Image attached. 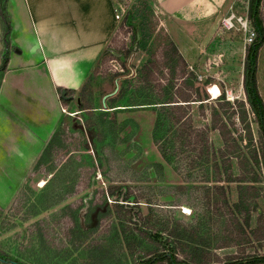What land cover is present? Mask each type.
I'll return each mask as SVG.
<instances>
[{"label":"rangeland","instance_id":"rangeland-1","mask_svg":"<svg viewBox=\"0 0 264 264\" xmlns=\"http://www.w3.org/2000/svg\"><path fill=\"white\" fill-rule=\"evenodd\" d=\"M247 6L248 0H223L220 12L214 18L190 28L177 25L164 16L153 0H132L126 7L118 6L117 33L86 75L82 87L70 92L71 102L64 105L59 100L61 91H57L54 104H49L44 113L47 120L42 119V113L32 123L36 128V139L31 137L30 141H35L36 146L30 148V153H19L18 160L15 155L0 149V252L25 264H90L91 246H87L92 239L97 247L115 255L114 258H107L105 264H136L137 256L145 253L137 252L132 257L128 254L121 234L123 226L114 210L85 241L81 232L90 225H87L84 213H62L65 205L90 194L95 188L107 187L110 181L123 187L145 188L143 190L152 203L149 206L144 201L140 202L141 216L149 215L152 209L151 219L160 217V221L169 222V226L174 220H189L193 214L191 209L186 205L175 206V193L161 194L156 189L182 184V178L162 161L152 143L155 111L117 112V123L132 120L137 124L138 131L123 143L116 140L115 143L104 142L96 150L92 145L94 131L82 126L84 116L78 110L77 101L85 98V105L92 107L95 115L102 111L111 113V108L102 106V97L113 91L115 81L117 85L121 83L126 87L129 83L134 86L141 69L150 61L163 60L158 65L161 71L159 78L162 77V85L169 87L172 83L173 88L169 92L194 97L199 91L196 89H200L202 105L197 101L187 110L192 125L195 128L207 127L209 147L214 150L223 147V152L225 150L229 157L226 163L230 165L229 174L238 176L239 165L246 164L245 159L251 153L259 155L258 127L241 85L249 36L248 27L243 25ZM261 10L264 19V0ZM232 16L233 27L224 28L222 20ZM170 43H174L186 61V74L181 78L178 68L174 70V76L169 74L175 62L166 59L170 57ZM1 59L2 56L0 63ZM116 73L120 75L114 79ZM185 82L190 85H183ZM257 86L264 103V44L258 53ZM7 93L8 85L5 89ZM206 95L208 102L204 99ZM118 104L117 108L122 109L124 101ZM39 107L36 105L38 110ZM51 123L65 141V149L37 166L52 137H47ZM216 126L222 128L224 141L214 129ZM132 129V125L128 124L118 137L128 136ZM20 149L23 150L22 147ZM154 163L162 165L161 182L156 168L147 167ZM250 166L247 164L246 169ZM47 167L52 169L45 174ZM253 169L254 174L249 170L246 178L250 179L253 175L251 179L257 182L241 184L254 187L246 191L250 229L257 226L258 215L264 219V175L260 165ZM223 171L226 176L228 172L222 169V175ZM41 181H44L42 186ZM219 184L224 187L227 203H235L238 183L222 181ZM164 191L167 192V189ZM244 214L222 213L213 225L215 241L208 264H222L225 256L234 253L240 256L264 254V239L255 241L246 227L248 233L245 232L252 238L247 244L236 246L238 226H243ZM130 222L127 224L133 230V238L140 237L142 243L161 249L166 236L153 239L148 231L153 233L155 228L149 225V229L142 230L147 223L138 221L136 214Z\"/></svg>","mask_w":264,"mask_h":264},{"label":"trees","instance_id":"trees-1","mask_svg":"<svg viewBox=\"0 0 264 264\" xmlns=\"http://www.w3.org/2000/svg\"><path fill=\"white\" fill-rule=\"evenodd\" d=\"M118 1L123 7L129 4L125 0ZM262 3L263 0H248L247 18L254 29L255 38L245 49L241 82L246 103L258 127L259 155L256 152L251 153L249 158L245 159L246 164L239 165L240 174L232 177L229 174L230 165H226L229 160L227 152L225 150L223 152V147L217 150L211 149L208 144L207 127H193L190 113H187L192 103L199 101V105H202L203 101L200 98V89H196L199 91L195 93L196 96L194 97L190 94H182L180 91L178 96L174 92H169L173 88L172 83L169 87L162 85L160 82L162 77L159 78L161 71L158 65L162 64L163 60H158L157 62L150 61L141 69L140 76L134 83V86L126 83L125 87L119 83V89L116 94L107 98L106 105L112 109L111 113L109 111H102L95 115L92 107L85 105V98L80 99L78 110L84 116L82 126L86 130L93 129L92 145L97 150L102 147L101 144L104 142L108 144L114 141L113 143H115L116 140L119 143H123L138 131L137 124L132 120L128 119L117 123L115 118L117 112L145 109L155 111L151 129L152 143L162 161L170 166L175 174L182 178V184L156 187V189L161 194L175 193L176 203L174 205H186L191 209V213L193 214L188 221H183L182 219L174 220L170 226L169 222L160 221V217L151 219L153 214L151 213L152 209H150L149 215L141 216L139 215L141 213L140 202L144 201L149 206L152 203L149 200V195L143 190L145 188L123 187L122 185L115 184V181H110L107 187L95 188L90 194H86L81 199L65 205L62 209V213H84L86 223L90 225V227L88 226L86 230L81 232L82 238H85L84 241L90 239L89 236L93 230H97L102 226L103 220L109 216L111 210H114L120 225L123 226L121 234L123 235L128 254L132 257L137 252L145 253L137 256L136 264H208L213 242L215 241L212 234L215 232L213 225L221 217L222 213H245L243 226H238V241L236 246L247 244L252 237L257 242L264 239V219H262V215H258L257 226L254 229H250L249 227L250 211L246 204V191L254 187L252 185L250 187L241 185L244 182H257V180L251 179L253 175L249 177L250 179L246 178L249 170L254 174V166L260 165L264 175V103L257 86L258 53L264 44ZM6 5L7 0H0L1 40L5 48L0 63V81L7 69L9 49L11 48L9 43L11 25ZM169 45L171 48L169 50L170 57L168 58L167 56L166 59L169 61L175 60L169 74L174 76V70L178 68V75L181 78L186 74V61L178 52L174 43H170ZM169 61H166V63ZM119 75L120 73H116L113 75V78L115 79ZM183 85L188 86L190 83L187 84L185 82ZM65 91V96L68 97L71 91ZM70 98L65 99L60 97V101L64 105H68ZM204 99L208 102L207 95ZM121 101H124V104L121 105L123 106L122 109L121 107L117 108V106H120L118 103ZM128 124H131L133 129L128 136L126 135L121 139L118 136H120L119 134L125 130ZM214 129L219 132L220 137L224 141L222 128L216 126ZM64 143L63 138L55 131L38 160L37 166L44 164L51 156L63 151L65 149ZM259 157L261 162H259ZM247 164L251 165L249 169H246ZM147 167L156 168L159 181L161 182L163 174L162 165L154 163ZM50 169L47 167L44 171L45 174L50 173ZM222 169L228 172L226 176L224 175V171V176L222 175ZM222 181L238 183L236 187L237 201L232 205L227 203L224 187L222 184H219ZM164 189H167V192ZM135 214L138 221H141L142 224L147 223V227L142 230L149 229V225L155 228L153 233L148 231L153 239L157 240L161 236H166L161 249L147 243H142V240L139 239L140 237H137L138 239L132 237L133 230L129 228L128 224L131 223V218ZM245 227L252 237L248 236ZM115 236L118 237L117 232ZM91 240L87 246H91L90 254L92 255L90 256V260L92 262L90 264H105L107 258H114V254H109L107 250L100 246L97 247L95 242ZM224 246H220V248ZM179 252L182 254L180 255ZM0 264L25 263L0 252ZM222 264H264V254L240 256L234 253L225 256Z\"/></svg>","mask_w":264,"mask_h":264},{"label":"crops","instance_id":"crops-1","mask_svg":"<svg viewBox=\"0 0 264 264\" xmlns=\"http://www.w3.org/2000/svg\"><path fill=\"white\" fill-rule=\"evenodd\" d=\"M153 1L164 16L184 28L211 20L223 5V0ZM118 6V0H7L11 48L0 81L2 152L18 160L19 153H30L36 146L30 141L36 139L32 123L42 113L47 120L44 113L57 91L82 87L117 33ZM4 51L0 29V57ZM54 132L51 123L47 137Z\"/></svg>","mask_w":264,"mask_h":264},{"label":"built area","instance_id":"built-area-1","mask_svg":"<svg viewBox=\"0 0 264 264\" xmlns=\"http://www.w3.org/2000/svg\"><path fill=\"white\" fill-rule=\"evenodd\" d=\"M233 16L232 17H227L225 19L222 20V25L224 28L226 29H229V28H232L233 27ZM243 25L245 27H248V30H249V36H248V45L251 44V42L254 40L255 38V33H254V29L252 28L248 18H247V13H246V16L243 18Z\"/></svg>","mask_w":264,"mask_h":264},{"label":"water","instance_id":"water-1","mask_svg":"<svg viewBox=\"0 0 264 264\" xmlns=\"http://www.w3.org/2000/svg\"><path fill=\"white\" fill-rule=\"evenodd\" d=\"M114 86H115V87H114V89H113V91H112L111 93H108V94H106V95H104V96L102 97V99H101V104H102L103 107L106 106V104H105L106 99L109 98V97H111V96H113V95L117 92V90H118V85H117V82H116V81H115V85H114ZM65 93H66L65 90H61L60 97L65 98V99H69L70 97H66V96H65Z\"/></svg>","mask_w":264,"mask_h":264},{"label":"bare ground","instance_id":"bare-ground-1","mask_svg":"<svg viewBox=\"0 0 264 264\" xmlns=\"http://www.w3.org/2000/svg\"><path fill=\"white\" fill-rule=\"evenodd\" d=\"M44 184V181H41V184H40V186H42ZM185 210V209H184Z\"/></svg>","mask_w":264,"mask_h":264}]
</instances>
